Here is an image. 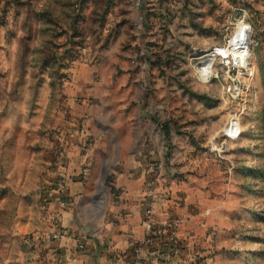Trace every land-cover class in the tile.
Segmentation results:
<instances>
[{
    "label": "rangeland",
    "instance_id": "374dc122",
    "mask_svg": "<svg viewBox=\"0 0 264 264\" xmlns=\"http://www.w3.org/2000/svg\"><path fill=\"white\" fill-rule=\"evenodd\" d=\"M240 22L246 74L217 57L204 79L197 58ZM88 57L108 110L79 134L77 177L90 190L75 213L86 230L111 203L115 173L145 158L182 186L180 264H264V0H0V264L36 262L38 218L61 231L71 203L54 211L43 187L76 145L71 112L84 98L71 71ZM97 133L111 143L92 156ZM61 178L66 190L72 176ZM167 205L161 221L179 216Z\"/></svg>",
    "mask_w": 264,
    "mask_h": 264
},
{
    "label": "crops",
    "instance_id": "0c3cea01",
    "mask_svg": "<svg viewBox=\"0 0 264 264\" xmlns=\"http://www.w3.org/2000/svg\"><path fill=\"white\" fill-rule=\"evenodd\" d=\"M91 59L92 57L83 59V63L74 61V70L71 71L73 73L71 80L74 86V96L84 99L81 100L82 104L74 106V110L71 112L73 116L71 120L75 122V124L73 122V126L76 125L79 128L75 135L77 137H74L71 142L76 145H71L67 148L68 150L66 149L68 167L59 168L53 172L49 181L50 187H47L48 185L43 187L50 195L54 211H56L57 203L64 198L71 205L65 211H60L59 228L61 231L58 236H53L55 230L49 225L50 221L47 223L42 218H38L36 224L33 225L32 230H41L45 234V239L39 242L42 249L36 255L37 259L34 264H156L145 251L137 253L135 249L145 239L143 226L145 211L153 206L157 217L160 209L163 206H168L167 203L170 202L169 206L172 211L178 215L186 216L187 206L182 208L178 206V201L183 199V196L180 197L182 186L178 187L179 182L172 181L168 184L159 167L149 166L145 158L141 162H135V165H132L133 163L126 164L124 168L115 173L111 189L113 196L111 203L110 198L105 197L109 209L107 206L104 207L106 203H101L102 213L99 211L90 217V219L92 218L91 224L95 225L92 231L97 232L95 235L89 234L92 231L86 230L81 222V217L75 213V204L87 196L90 190L88 184L85 187L86 183H82L77 177L80 174L83 161V152L81 151L83 138L79 137V134L87 129L91 134L93 131L95 132L94 129L102 122L98 119L102 115L101 112L105 113L108 110V105L105 103L106 97L97 92L98 76L100 75L98 72L99 61L89 62L90 65L86 64L87 60ZM104 137L99 136L98 133L94 137L93 143L96 144L92 148V156L100 143H111ZM151 167H154V170L150 169ZM65 175L72 176V180L65 192L60 193L57 183L61 182V177H65ZM104 211H107L105 216L103 215ZM102 219L105 221L103 222ZM101 226L104 227L100 232ZM180 236L182 237L181 231ZM79 239H82L86 244L84 252L78 248Z\"/></svg>",
    "mask_w": 264,
    "mask_h": 264
},
{
    "label": "built area",
    "instance_id": "2783aa9c",
    "mask_svg": "<svg viewBox=\"0 0 264 264\" xmlns=\"http://www.w3.org/2000/svg\"><path fill=\"white\" fill-rule=\"evenodd\" d=\"M150 169L154 170V167ZM82 174L86 176L88 170L84 169ZM61 182L57 184L58 191L64 193L65 187H62ZM48 197H46L45 201H50V199H47ZM64 201L61 200L59 203L62 204ZM178 206L181 208L187 206L186 199H181L178 202ZM155 211V207L150 206L144 213L145 239L142 244L136 246V252L145 251L149 257L153 258L156 264H180L184 258L185 249L184 241L180 236V229L185 222L183 219L185 216L174 214L161 221L157 219ZM78 248L81 252L86 249L82 239L78 241Z\"/></svg>",
    "mask_w": 264,
    "mask_h": 264
},
{
    "label": "bare ground",
    "instance_id": "6f19581e",
    "mask_svg": "<svg viewBox=\"0 0 264 264\" xmlns=\"http://www.w3.org/2000/svg\"><path fill=\"white\" fill-rule=\"evenodd\" d=\"M247 30L248 27L246 24L240 22L233 32L230 41L224 48H217L212 53L208 52L206 55L197 58L200 65V74L204 79H208V77L212 74L217 57L231 59V62L235 64L237 68H241V74H246L245 72L248 69V62L246 50L243 45L248 39Z\"/></svg>",
    "mask_w": 264,
    "mask_h": 264
},
{
    "label": "trees",
    "instance_id": "16d2710c",
    "mask_svg": "<svg viewBox=\"0 0 264 264\" xmlns=\"http://www.w3.org/2000/svg\"><path fill=\"white\" fill-rule=\"evenodd\" d=\"M58 184V183H57ZM58 186V185H57ZM48 193H44L45 197H48L49 195H47ZM64 200H66V198H64Z\"/></svg>",
    "mask_w": 264,
    "mask_h": 264
}]
</instances>
